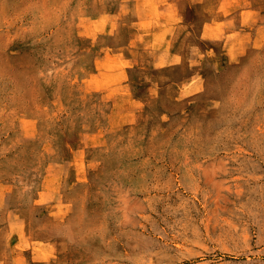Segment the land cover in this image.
<instances>
[{"label":"rangeland","instance_id":"1","mask_svg":"<svg viewBox=\"0 0 264 264\" xmlns=\"http://www.w3.org/2000/svg\"><path fill=\"white\" fill-rule=\"evenodd\" d=\"M0 264H264V0H0Z\"/></svg>","mask_w":264,"mask_h":264}]
</instances>
